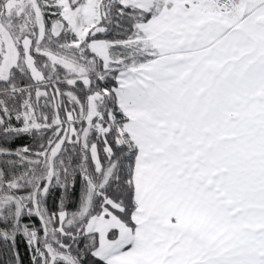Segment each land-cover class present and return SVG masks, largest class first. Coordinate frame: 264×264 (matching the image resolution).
<instances>
[{
  "label": "snow or ice",
  "instance_id": "obj_1",
  "mask_svg": "<svg viewBox=\"0 0 264 264\" xmlns=\"http://www.w3.org/2000/svg\"><path fill=\"white\" fill-rule=\"evenodd\" d=\"M0 264H264V0H0Z\"/></svg>",
  "mask_w": 264,
  "mask_h": 264
}]
</instances>
